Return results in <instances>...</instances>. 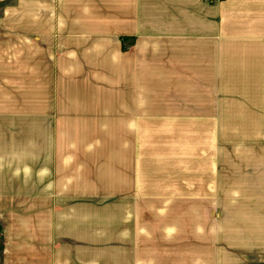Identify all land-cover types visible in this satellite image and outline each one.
<instances>
[{"label":"rangeland","instance_id":"obj_1","mask_svg":"<svg viewBox=\"0 0 264 264\" xmlns=\"http://www.w3.org/2000/svg\"><path fill=\"white\" fill-rule=\"evenodd\" d=\"M100 5L0 0V114H11L0 146L28 197L59 190L56 207L89 213L91 264H115L121 248L130 264L136 240L163 246L161 227L240 219L264 76L237 57L264 45L245 40L264 19L230 21L213 56L181 67L119 34ZM34 199L0 202V253L7 224L32 234L38 206L52 203Z\"/></svg>","mask_w":264,"mask_h":264},{"label":"crops","instance_id":"obj_2","mask_svg":"<svg viewBox=\"0 0 264 264\" xmlns=\"http://www.w3.org/2000/svg\"><path fill=\"white\" fill-rule=\"evenodd\" d=\"M100 4L102 17L109 16L108 8L114 11L110 17L119 34L132 38L139 47L145 43V50L163 49L165 58L181 67L213 56L214 43L218 45L230 21L264 19V0H100ZM250 36L245 40L264 43V34ZM241 57L245 73L250 70L264 76L263 44L246 46L243 56L237 58ZM0 116L11 118V114ZM259 118L264 121V114ZM259 138L253 143V159L244 164V190L237 199L242 206L235 211L238 221L225 227L203 225L204 220L186 226L166 225L158 232L163 234L158 238L163 246L141 250L136 240L130 264H264V130ZM1 146L0 202L33 200L18 188L23 177L13 182L11 159H5ZM6 168L7 177L3 176ZM40 182L42 186L43 179ZM35 195L37 202L52 203L38 206L32 234L26 235L27 227L18 232L19 227L11 223L5 226L0 264H91L89 213L56 207V202L65 201L59 190L45 193L38 189ZM223 233L229 236L221 239ZM115 264H125L123 248L118 249Z\"/></svg>","mask_w":264,"mask_h":264}]
</instances>
